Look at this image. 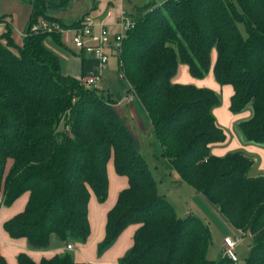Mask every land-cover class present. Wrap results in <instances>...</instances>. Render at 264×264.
Listing matches in <instances>:
<instances>
[{
	"label": "trees",
	"instance_id": "obj_1",
	"mask_svg": "<svg viewBox=\"0 0 264 264\" xmlns=\"http://www.w3.org/2000/svg\"><path fill=\"white\" fill-rule=\"evenodd\" d=\"M30 1L33 13L22 42L15 43L9 26L5 41L0 40V206L29 193L24 209L3 223L5 232L12 239L25 238L35 250L46 249L51 236L65 246L84 244L90 234V194L106 199L112 157L128 186L107 212L100 254L124 228L140 224L132 248L118 264H237L226 255L208 257L209 223L193 211L176 215L113 108L118 101L106 89L81 83L97 59L80 51L81 76L64 75L59 55L45 44L52 37L61 45V33L31 31L38 16L69 28L87 13L66 25L47 12L67 9L70 0ZM128 15L134 27L117 53L120 79L126 83L125 95H133L152 124L158 157L228 225L251 239L246 264H264V176L250 174L253 160L242 150L211 153V144L225 139L213 114L219 94L171 82L179 62L188 65L192 76L204 77L215 48V79L233 88L230 110L252 109L237 127L246 142L262 143L264 0L151 1L133 5ZM17 262L89 264L76 263L70 252L39 263L19 254ZM0 264H7L1 255Z\"/></svg>",
	"mask_w": 264,
	"mask_h": 264
},
{
	"label": "crops",
	"instance_id": "obj_2",
	"mask_svg": "<svg viewBox=\"0 0 264 264\" xmlns=\"http://www.w3.org/2000/svg\"><path fill=\"white\" fill-rule=\"evenodd\" d=\"M57 1V0H54ZM92 9L97 14V23H103L107 25H116V19L121 12L129 14L133 10L134 3L127 6L122 0H92ZM69 8V7H68ZM67 8V9H68ZM65 10H48V15L61 20L66 25H69L84 14L76 19L67 20L61 13ZM51 12L56 14L52 15ZM58 12V13H57ZM33 13V6L30 0H0V38L4 39L3 34L6 31V26L11 28V36L15 43L20 44L22 42L24 32L28 26L29 20ZM90 15V14H89ZM3 19H6V25H3ZM94 19V20H95ZM2 22V23H1ZM96 22V20H95ZM67 39L65 34H61ZM62 37V36H61ZM52 40L46 39L45 44L47 47L54 49V45L51 44ZM57 53V52H56ZM59 54V53H57ZM217 53L216 49L212 48L210 52V67L206 75L202 78H197L191 75L187 64L179 62L177 65L176 73L171 78L172 83L176 84H190L196 87H206L217 94L221 98L219 106L213 109V114L216 119V123L223 129L225 139L222 142H216L211 144V153L216 156H223L227 152L234 150H242L252 157L253 164L250 169L251 175H263L264 176V141L262 143L246 142L240 133L237 125L240 121L250 118L252 109L248 105L241 112L233 113L230 108V97L233 94V88L229 84L220 85L214 76L213 67L216 61ZM81 62V60H80ZM75 78L78 77L76 73H72ZM108 84L105 89L112 94L118 96L117 104H114L113 108L118 115L122 118L125 125L132 132L137 148L141 154L145 157L150 169L152 170L156 181L160 177V171L164 174L168 171H173L175 182L178 185H183V189L192 195L190 199L189 211H193L202 216L214 232V228L217 231L214 223H223L227 226L224 228L222 238L233 235L230 231L232 228L217 212V210L210 205L205 198L196 193L191 187L188 188L176 178L172 168H165V161L159 158L160 146L155 141L153 128L150 120L148 119L143 108L139 102L134 99L128 103L124 100L126 83L124 81L108 80ZM102 84V82H101ZM99 83L98 87L101 88ZM103 89V88H101ZM9 163V164H8ZM6 164V171L8 170L11 160H8ZM170 173V172H169ZM107 177H108V192L104 201H99L93 192L90 194L88 202V221L90 226V234L87 241L82 245L73 246V251H68L63 242H61L56 236H51L48 247L43 250H35L30 247V244L25 238L12 239L5 232L3 223L21 212L28 200L29 193L25 192L20 195L10 205L0 206V255L4 258L7 264H18L17 257L19 254L27 255L33 262L39 263L42 259H51L54 256L62 255L66 252H70L76 263H89V264H118L119 261L129 252L133 246V237L140 224H130L119 235L114 244L103 253L98 252V245L103 241L105 236V225L107 212L114 206L118 194L128 186V179L126 176L116 173L113 164V158L111 157L107 163ZM160 180V179H159ZM157 181V188L159 191V183ZM188 185V184H187ZM160 193V191H159ZM161 194V193H160ZM163 195V194H162ZM168 199V198H167ZM188 211V212H189ZM220 221V222H219ZM219 222V223H218ZM245 239H242V242ZM210 256L208 252V257Z\"/></svg>",
	"mask_w": 264,
	"mask_h": 264
},
{
	"label": "rangeland",
	"instance_id": "obj_3",
	"mask_svg": "<svg viewBox=\"0 0 264 264\" xmlns=\"http://www.w3.org/2000/svg\"><path fill=\"white\" fill-rule=\"evenodd\" d=\"M124 4L129 6L130 2L131 3H136L138 5H143L148 2H155L157 4H160L164 0H122ZM92 0H70V6L62 15L66 17L67 20L71 19H76L77 17L83 15L84 13L88 12L90 16L95 19L97 17V14L94 13L95 10L92 9ZM58 13V12H57ZM50 14L54 15L56 14L55 12H51ZM96 22L98 21L95 19ZM117 25V23H116ZM100 29L98 27H94V31L98 32ZM120 31V27L113 26V25H107L106 26V33L108 37L113 40L114 39V34L116 32ZM61 45L57 44L52 37H48L47 39H51L52 42L51 44L54 45V49L56 50L57 53H59L60 57V67H61V72L64 75L75 77L72 75V73H76L77 76H80V50L76 49L72 44H70L63 35H61ZM5 41V39H2ZM109 53V60H108V69L104 71L102 80L100 81L101 88L105 89V86L108 84V80H117L121 81L119 77V65H118V58H117V53L116 52H108ZM123 81V80H122ZM114 99H118V96L114 93ZM8 163V161H7ZM9 164V163H8ZM6 169V167H5ZM170 172V173H169ZM176 178H179L178 174L175 173ZM157 181L159 183V191L161 194H163L170 203L173 205L175 213L177 216L182 217L185 214L188 213L190 207V199L192 198V195L189 194L187 191H185L182 187L183 185H178L175 182V177L173 176V171H168L165 174L160 171V177L157 178ZM160 179V180H159ZM180 180V178H179ZM186 184V183H183ZM188 188H191L189 185H185ZM220 222V221H219ZM218 222V223H219ZM216 225L217 231L214 228V232L211 231L212 233V245L209 248V258L211 260H218L221 258V256L225 255V249L223 246V238L222 234L224 233V228L227 229V226L223 223H214ZM230 231L234 233L235 236H237L240 240L241 243L236 247L235 249V255L237 259V264H246L245 259L247 257V254L250 249L251 245V239L238 231H235V229L230 228ZM242 239L243 240L242 242Z\"/></svg>",
	"mask_w": 264,
	"mask_h": 264
},
{
	"label": "built area",
	"instance_id": "obj_4",
	"mask_svg": "<svg viewBox=\"0 0 264 264\" xmlns=\"http://www.w3.org/2000/svg\"><path fill=\"white\" fill-rule=\"evenodd\" d=\"M4 21H6V19H3V22ZM116 23L120 27V31L114 34L113 40H111L106 33V25L103 23L98 24L89 14L82 17L78 26L69 28H60L58 24L50 23L42 16H38L36 17L35 22L31 25V31H58L61 34H65L67 36L66 40L76 49L84 51L96 58L98 62L95 69L87 75L81 76L79 79L85 86L98 87L100 81L102 80L104 71L108 69V52L118 53L127 31L134 27L133 20L126 12H121L118 15ZM3 25L5 26L6 22H4ZM94 27H98L100 30L95 32ZM120 64L121 63L118 60V65L120 66ZM118 75L120 78L123 77V73L120 70ZM124 100L128 103L132 102L133 95L131 93L126 94L124 96ZM222 242L225 249V255L232 261L236 262L237 259L234 251L241 240L235 235H229L224 237ZM66 249L68 251H73L74 247L72 245H67Z\"/></svg>",
	"mask_w": 264,
	"mask_h": 264
}]
</instances>
